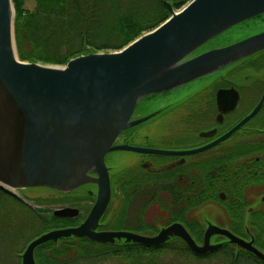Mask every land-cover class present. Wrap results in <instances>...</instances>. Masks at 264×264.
<instances>
[{
  "label": "water",
  "instance_id": "95a60500",
  "mask_svg": "<svg viewBox=\"0 0 264 264\" xmlns=\"http://www.w3.org/2000/svg\"><path fill=\"white\" fill-rule=\"evenodd\" d=\"M165 5L170 16L123 48L89 52L52 65L19 60L12 0H0V188L19 198L14 190L45 188L68 195L96 185L95 201L84 220L33 238L22 251L20 264H36L37 247L70 237L145 246L178 238L197 255L228 244L264 262L252 236L244 240L210 219L201 243L178 222L152 236L97 230L111 198L105 156L116 150H139L114 142L122 131L168 109L151 108L132 121L138 105L194 87L196 79L264 46L263 32L196 54L207 41L264 13V0H190L178 11ZM52 215L73 219L79 210L66 206ZM215 237H222V242L213 243Z\"/></svg>",
  "mask_w": 264,
  "mask_h": 264
},
{
  "label": "flooded vegetation",
  "instance_id": "af4514ba",
  "mask_svg": "<svg viewBox=\"0 0 264 264\" xmlns=\"http://www.w3.org/2000/svg\"><path fill=\"white\" fill-rule=\"evenodd\" d=\"M263 32L264 13L207 41L196 54ZM195 83L181 89L177 102L165 112L116 138L114 145L139 150H116L105 156L111 198L98 231L155 235L163 227L180 223L170 222L174 201L179 212L200 224L201 242L208 219L231 231V217L240 214L243 221L235 222L236 229L247 233L250 214L264 217V46ZM162 100L154 97L139 104L132 121L144 117L145 110L165 108L167 99ZM85 192L86 197L66 195L65 206L78 208L81 221L95 201L96 185ZM208 196L211 201L184 210L187 200ZM155 199L161 202V210L153 214ZM113 200L117 212L112 214ZM112 223L118 227L112 228ZM221 242L222 237L213 239V243Z\"/></svg>",
  "mask_w": 264,
  "mask_h": 264
},
{
  "label": "trees",
  "instance_id": "16d2710c",
  "mask_svg": "<svg viewBox=\"0 0 264 264\" xmlns=\"http://www.w3.org/2000/svg\"><path fill=\"white\" fill-rule=\"evenodd\" d=\"M189 1L12 0L16 54L21 61L64 65L69 59L89 52L119 50L170 16L165 2L177 10ZM27 2L33 3L31 9L26 7ZM209 196L187 200L184 210L203 205L210 200ZM67 198L56 201L67 202ZM33 201L41 205L52 203L53 199L36 198ZM177 203H172L170 222L179 221L197 242H201L200 224L179 212ZM238 203L242 205L243 201ZM153 204L161 209L159 200H153ZM44 211L32 209L0 188V263L16 256L20 259L25 246L41 233L75 226L83 219V215L73 219L56 217L51 211L46 216L42 213ZM231 218V232L236 236H252L254 246L264 253V217L250 214L247 233L236 229L235 222L243 221L240 214ZM111 226L118 227L116 223ZM2 250L5 252L1 253ZM34 259L36 264H101L107 260H116V264H264L249 252L228 244L197 255L178 238L160 246L105 244L85 237L61 238L56 243L48 242L37 247Z\"/></svg>",
  "mask_w": 264,
  "mask_h": 264
},
{
  "label": "rangeland",
  "instance_id": "374dc122",
  "mask_svg": "<svg viewBox=\"0 0 264 264\" xmlns=\"http://www.w3.org/2000/svg\"><path fill=\"white\" fill-rule=\"evenodd\" d=\"M26 7L28 9H31L33 7V3L32 2H27L26 3ZM179 9L175 10V11H178ZM193 86V85H192ZM191 86V87H192ZM190 87V88H191ZM157 99H167L166 102L163 104V106H166L165 108H169L171 107L173 104H175L177 102V99L179 98V93L178 92H174L172 94H168L167 96H159V97H156ZM162 100V101H163ZM165 104H168V105H165ZM91 189V187H88L86 186L81 192L83 193V196L86 197V190H89ZM15 194H17L19 196L20 199H22L23 201H25V203L30 206L32 209H41V210H45L44 212H42L44 215H48L49 212L55 210V209H58V208H62V207H66V203L67 202H62L60 203L59 201H56V200H63L65 199V194H54L53 191H50V190H46L45 188H28V189H24V190H14ZM73 194H76V193H73ZM36 198H41V199H53V202L52 203H44V204H36L33 199H36ZM56 201V202H55ZM112 206L110 207V211L111 212H115V201L113 200L112 202ZM89 206V205H88ZM159 207L154 204L153 206V211H151V213L154 214L155 210H161V209H158ZM150 210V209H149ZM86 212V211H85ZM24 220V218H23ZM3 252L1 253H4L5 251L2 250ZM22 253V252H21ZM20 253V255H21ZM20 264V259H18V257L16 256V258H13V259H9V260H6L0 264ZM117 261L116 260H107L105 261L104 263H101V264H116Z\"/></svg>",
  "mask_w": 264,
  "mask_h": 264
},
{
  "label": "bare ground",
  "instance_id": "6f19581e",
  "mask_svg": "<svg viewBox=\"0 0 264 264\" xmlns=\"http://www.w3.org/2000/svg\"><path fill=\"white\" fill-rule=\"evenodd\" d=\"M10 50H11V54H12V56L14 57V56H15V53H14V51H13L12 45H11Z\"/></svg>",
  "mask_w": 264,
  "mask_h": 264
}]
</instances>
